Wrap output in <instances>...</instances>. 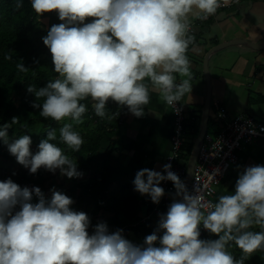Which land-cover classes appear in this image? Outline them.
Listing matches in <instances>:
<instances>
[{
    "label": "clouds",
    "instance_id": "obj_1",
    "mask_svg": "<svg viewBox=\"0 0 264 264\" xmlns=\"http://www.w3.org/2000/svg\"><path fill=\"white\" fill-rule=\"evenodd\" d=\"M239 1L30 0L39 16L55 12L61 22L42 37L58 75L44 87L29 85L27 92L35 95L32 107L40 117L63 123L59 137L49 128L33 152L30 135L9 136L19 122L12 117L0 125V143L30 174L44 169L53 174L58 170L68 179L82 177L76 159L58 145L80 152L84 139L74 125L83 123L85 102L100 118L109 116V102L141 118L155 93L179 113L193 89L188 56L195 39L192 20L207 19ZM21 7L23 0H15V8ZM17 68L27 71L22 62ZM187 115L197 123L184 137L183 162L188 141L192 137L189 146L194 147L200 135L193 132L198 114ZM173 126L172 138L175 116ZM210 132L206 135L215 134ZM185 158L188 170L191 159ZM171 168L166 163L163 172L143 168L135 174L134 190L152 203L170 196L153 210L159 214L157 226L142 245L125 237L130 231L125 225L115 226V231L106 221L93 225L87 213L73 207V198L55 187L46 195L38 186L22 187L11 178L0 181V264H245L252 254L264 252V165L238 170L234 191L215 201L205 198L206 185L194 184L189 191L185 178ZM219 174V168L210 173L214 178ZM163 181L172 182V193L160 186ZM174 193L180 199L171 201ZM150 217L137 223L143 225ZM201 228L217 238L200 239ZM233 245L242 251L240 259L229 250Z\"/></svg>",
    "mask_w": 264,
    "mask_h": 264
},
{
    "label": "crops",
    "instance_id": "obj_2",
    "mask_svg": "<svg viewBox=\"0 0 264 264\" xmlns=\"http://www.w3.org/2000/svg\"><path fill=\"white\" fill-rule=\"evenodd\" d=\"M53 13H44L45 23L50 27L61 22ZM192 27L195 39L188 52L193 89L191 95L185 97L183 105L187 113L198 114V124L193 132L201 133L208 116L212 124L209 126L208 121L207 132L217 133L220 125L214 115L221 106L227 108L231 118L250 114L264 121V59L257 58V54L264 51L254 50L237 40L264 45V0H240L231 8H220L207 19H193ZM230 41L233 43L230 44ZM222 43L230 45L223 50L217 48L204 62L208 52ZM229 55L236 59L225 61L224 57ZM118 109L119 122L108 129L110 133L103 140L100 152L101 156L108 158L109 172L105 177L106 185L111 189L118 185L126 188L132 186L136 172L143 168L163 172L174 133V114L155 93L141 118L127 112L126 108ZM192 140L191 137L188 146ZM237 154L238 162L228 169L217 189L215 200L219 195L234 191L238 170L264 165V141L256 140L246 144ZM160 186L164 188L162 182ZM136 194L140 196L139 220L136 221L141 222L142 218L150 215V220L145 224L155 229L159 214L153 210L162 205L164 196L159 204H154L148 196L138 192ZM142 226L145 227L144 224ZM127 235L131 242L138 245H142L145 239L137 231H129ZM216 238L214 234L211 235V239Z\"/></svg>",
    "mask_w": 264,
    "mask_h": 264
},
{
    "label": "trees",
    "instance_id": "obj_3",
    "mask_svg": "<svg viewBox=\"0 0 264 264\" xmlns=\"http://www.w3.org/2000/svg\"><path fill=\"white\" fill-rule=\"evenodd\" d=\"M49 28L50 26L45 23L44 14L39 16L35 13L30 0H23V7L19 9L15 8V0H0V125L10 122L12 117H18L19 122L9 129V136L15 139L20 135H30L33 152L37 151L39 142L46 138L49 128H55L59 137V127L63 123L40 117L39 109L32 107V103L36 101L35 95L27 92L29 85L44 87L50 79H55L58 75L53 71L49 49L42 41ZM20 62L27 71L18 70L17 64ZM85 103L88 104V111L84 115L83 123L74 125L75 130L79 131L84 139L80 152H71L65 145H58L76 159L78 169L83 173L82 177L70 179L67 186V180L60 181L59 172L57 176V173L40 169L36 174H30L17 163L7 147L0 143V181L11 178L22 187L38 186L46 195H50L49 189L55 187L73 198V207L87 213L93 225L106 221L110 231H115L114 227L117 225H125L126 230L144 232L143 229L141 231L140 223L134 224L139 213L140 196L131 191V185L128 188L118 185V188L127 189L130 200L117 207L110 204V197L115 192L106 185L105 176L109 172L108 158L100 155L103 140L110 133L108 129L119 122V106L109 102V116L100 118L96 116L91 104L87 101ZM110 116H115L113 123L108 120ZM211 124L212 120L209 121V126ZM192 151L193 146H188L186 152L188 159ZM172 196L175 197L174 194ZM113 207L119 211L131 212L132 220L120 216ZM144 225L147 231L152 230ZM124 235L127 238V235ZM229 250L236 259L243 256L242 251L235 245ZM245 264H264V252L252 254L245 260Z\"/></svg>",
    "mask_w": 264,
    "mask_h": 264
},
{
    "label": "built area",
    "instance_id": "obj_4",
    "mask_svg": "<svg viewBox=\"0 0 264 264\" xmlns=\"http://www.w3.org/2000/svg\"><path fill=\"white\" fill-rule=\"evenodd\" d=\"M228 5L230 4L226 6ZM177 107H181V105L178 104ZM172 110L175 116V134L172 138V150L167 156L166 163H171V170L184 180L187 169L182 160L181 147L186 133L197 123V119H188L183 106L179 113L173 108ZM215 118L220 125V129L215 134L205 136L188 186L189 191H191L194 184L206 185L205 198L212 201H215L217 188L225 178L227 170L238 162L237 153L241 148L255 139L261 138L264 140V131H261V129H264V121L252 115H237L231 118L227 108L221 107L216 112ZM216 168L220 169V174L214 178L210 173ZM163 185L166 192L173 190L171 181H163ZM164 199L168 202L170 199L169 194H166ZM158 211L161 212L160 209ZM210 236L207 230L201 228L200 239L209 240Z\"/></svg>",
    "mask_w": 264,
    "mask_h": 264
},
{
    "label": "rangeland",
    "instance_id": "obj_5",
    "mask_svg": "<svg viewBox=\"0 0 264 264\" xmlns=\"http://www.w3.org/2000/svg\"><path fill=\"white\" fill-rule=\"evenodd\" d=\"M53 14H55L56 15V13L54 12ZM257 58L258 59H264V52L261 54V53H258L257 54ZM224 59H225V61H234L235 59H236V57H232L231 55H229V56H227V57H224ZM114 117L115 116H110V118L108 119L111 123H113L114 122ZM250 144V143H249ZM186 157H188V156H186ZM191 159V158H190ZM58 170H57V176H58ZM59 179H60V181H65V180H67L66 181V184H67V186H68V181L70 180V179H68V178H66V177H62L60 174H59ZM112 190H114V192H115V194H113V195H111V197H110V204L111 205H113L114 207H117V206H119L120 204H122V203H124L126 200H130V198L128 197V195H127V189H122V188H113ZM131 191H135L134 190V185H132V189H131ZM171 193L173 192L172 190L170 191ZM173 198L174 197H171V201H173ZM113 207V209L114 210H116V211H118L119 212V215L121 216H125L128 220H132L131 219V217H132V215H131V212H124V210H121V211H119L117 208H114ZM143 213V212H142ZM142 216V215H141ZM137 218H138V216H137ZM136 218V219H137ZM135 221V220H134ZM140 227H141V231H142V229L144 230V232H140L141 234H143L144 235V237H146L147 235H149V234H151L152 233V231L150 230H146L147 229V227L145 226V227H143L142 225H140ZM138 229H139V226L137 227ZM130 231H135V230H130ZM137 234H139V233H137ZM127 239H128V235H127Z\"/></svg>",
    "mask_w": 264,
    "mask_h": 264
},
{
    "label": "water",
    "instance_id": "obj_6",
    "mask_svg": "<svg viewBox=\"0 0 264 264\" xmlns=\"http://www.w3.org/2000/svg\"><path fill=\"white\" fill-rule=\"evenodd\" d=\"M239 41H242V43L250 46L252 49L254 50H257V51H264V45H259V44H256V43H253V42H250V41H246V40H242V39H237ZM230 44L233 43V41H230L229 42ZM230 44H225V43H222V45H219L218 47H214L212 48L208 54L206 55L205 57V60L204 62H206V59H208V57L212 54V53H215L217 48L220 49V50H223L225 48V46H228ZM246 115H250V114H246ZM208 116L205 118L204 120V124H203V129L199 135V137L197 138L196 142L194 143V147H193V152H192V158H191V162H190V165H189V168L186 172V176H185V183H186V186L188 188L189 186V183L191 181V178H192V174H193V171H194V167L196 165V161H197V157H198V154H199V149H200V146L202 144V141L204 139V136L206 135L207 133V125H208ZM180 199V198H178Z\"/></svg>",
    "mask_w": 264,
    "mask_h": 264
},
{
    "label": "bare ground",
    "instance_id": "obj_7",
    "mask_svg": "<svg viewBox=\"0 0 264 264\" xmlns=\"http://www.w3.org/2000/svg\"><path fill=\"white\" fill-rule=\"evenodd\" d=\"M208 234H211V233L208 232ZM211 235H212V234H211Z\"/></svg>",
    "mask_w": 264,
    "mask_h": 264
}]
</instances>
